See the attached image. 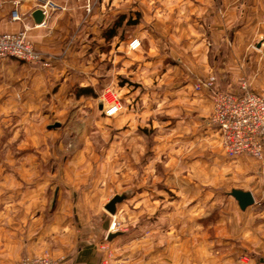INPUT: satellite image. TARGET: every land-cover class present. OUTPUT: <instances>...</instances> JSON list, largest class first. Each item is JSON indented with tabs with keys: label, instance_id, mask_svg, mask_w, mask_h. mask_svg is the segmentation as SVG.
I'll return each instance as SVG.
<instances>
[{
	"label": "rangeland",
	"instance_id": "rangeland-1",
	"mask_svg": "<svg viewBox=\"0 0 264 264\" xmlns=\"http://www.w3.org/2000/svg\"><path fill=\"white\" fill-rule=\"evenodd\" d=\"M85 1L90 5L89 13L93 12L94 0ZM130 4L125 3L127 11L122 14L131 16L133 20L140 15L141 23L142 14L128 9ZM58 6L61 10L62 7ZM114 7L109 3L108 22L103 24L101 31L104 28L108 30L122 16L112 14ZM224 11L216 7L208 12H216L224 19ZM258 12L256 15L259 17L262 11ZM242 13L238 11L239 17ZM206 15L208 18L201 17L203 27H197V31L204 35L206 51L202 54L207 65L202 66L203 72L194 79L188 76V72L179 71V76H182L179 79L189 81L195 91L196 84L214 77L216 91L240 93L236 88H242L247 82L240 62L247 55L248 43L237 42L236 58L239 56L240 60L235 64L239 65L230 68L237 72L227 69L233 49L227 41L217 50L218 45L211 40L214 27L210 26V18L214 15ZM136 27L124 23L117 38L110 42L96 40L91 43V52L96 50L91 62L95 70L93 77L98 80L97 86L93 87L96 98L73 100L56 107L44 103L36 118L23 119L22 116L33 113V110L26 106L24 111H20L19 106L13 105L11 136L5 140L3 134L0 137V165L11 162L13 177H18L17 171L23 172L20 167L26 161L41 163L37 168L39 176L48 175L53 167L57 171L56 179L42 186L43 193L37 191L35 197L28 201L29 212L44 209L46 216L51 214L50 199L57 189L66 199L59 202L60 206L68 204L71 195H77L76 205L80 202L91 205V198L96 205L98 201L99 216H108L109 226L93 232V236H98L94 240L96 256L93 264H167L168 248L178 249L183 242L190 252L196 238L208 240L209 247L203 243V255L212 254L216 249L210 247L215 239L212 224L217 221L218 213L225 209V193L231 192L232 188L227 185L224 177L228 176L222 169L219 172L221 177L213 169L217 167V160L221 167L222 159L235 160L225 154L219 139L209 130L213 92L208 89L200 91L203 95L200 96L212 103L207 116L190 105L178 103L179 97L173 96L175 91L167 90V68L174 70L177 67L179 70L181 64L167 59V56L163 58V55L147 58L137 54L141 43L131 45ZM259 29L258 36L251 42L256 51L264 49V28L259 26ZM66 48H75L70 38L66 41ZM22 64L24 69L18 71H26L29 75L32 67L41 65ZM2 81L0 78V86ZM76 88H71L72 93ZM107 88L117 91L122 105L121 112L114 118H107L99 111ZM185 177L187 182L180 183V178ZM24 187L29 190L35 188V184L20 188ZM41 194L49 199L45 207L40 202ZM115 196H124L125 199L117 205L116 214L111 215L106 206ZM16 198L17 194L9 198L13 207ZM64 207H75V204L72 200L69 207ZM94 218L101 222V218ZM90 233L78 232L79 244L68 252L63 251L59 255L57 250L46 248L41 255L49 256L57 264L75 262L82 255L79 248L82 242L85 243L84 237ZM110 233L120 235L109 241ZM251 259V256L244 255L240 261L250 264Z\"/></svg>",
	"mask_w": 264,
	"mask_h": 264
},
{
	"label": "crops",
	"instance_id": "crops-1",
	"mask_svg": "<svg viewBox=\"0 0 264 264\" xmlns=\"http://www.w3.org/2000/svg\"><path fill=\"white\" fill-rule=\"evenodd\" d=\"M3 1L4 7L0 10V35L18 33L27 28L30 42L49 63L48 66L32 67L29 75L26 71H18L25 66L21 61L11 58L0 60V78H3L0 86V127L3 130L0 131V137L3 134L4 140L11 136L13 105L19 106L20 111H24L26 106L33 110V113L22 116L23 119L30 116L36 118L44 103L56 107L58 104L65 105L73 100L89 98H77L71 88H95L98 84V80L93 77L95 70L91 63L96 50L92 53L90 45L96 40L104 41L101 28L108 22L109 3L115 6L112 13L114 15L127 11L125 3H131L128 9L132 8V11L142 14L141 23L137 25L131 39L132 42L137 40L141 43L137 54L146 55L147 58L163 55V58L167 56V59L181 64L179 70L177 67L174 70L167 68V90L175 91L173 96L179 97L178 103L190 105L206 116L212 109L209 99L202 97L201 92L193 91L194 86L189 81L179 79L182 77L179 76V71L188 72V76L194 79L203 72L202 66L207 65L205 55L202 54L205 50L204 35L197 31V27H203L201 17H207L206 13L208 16L214 15L210 18V26L214 27L211 29V40L218 45L217 50L224 47L227 41L233 49L227 69L238 67L239 64H235L240 60L239 56L236 58L237 42L247 41V55L240 66L247 76L249 89L264 95V49L256 51L251 44L258 36L259 26L264 28V0H94L95 9L91 13L87 10L85 0H51L62 9L51 12L45 26H39L33 17L37 10H42L43 0ZM16 2H20L18 9L21 21L13 22L10 13ZM216 7L225 10L224 19L216 12H208ZM240 10L243 13L239 17ZM258 10L262 11L259 17L256 15ZM243 29L246 31L241 32ZM233 30L235 34L232 33ZM232 34L233 37H230ZM69 38L75 43L73 49L66 48ZM99 55L102 56L101 51ZM230 70L237 72L235 69ZM236 89V92L241 91V86ZM99 111L104 114L101 105ZM209 130L218 138L211 122ZM222 160V167L219 160L218 164L215 163L217 167H213L218 171V177H221V168L223 174L228 176L224 179L227 185H231L230 191H250L255 204L242 211L230 192L225 193L226 207L218 213L217 221L212 224L215 239L210 247L216 248L212 254L203 255V243L206 242L209 247V241H199L196 238V244L193 247L191 245L190 252L183 242L184 245L180 243L178 249L168 248L167 264H244L240 261L244 255L252 257L250 264H264V162L249 156L233 161ZM38 165L41 163L24 162L20 167L23 172L17 171L18 177H13L11 173V162L0 165V264H18L24 257L41 255L46 248L57 250L59 255L63 251L68 252L79 244L78 232L91 233L84 237L85 243L82 242V247L79 248L82 255L69 264H93L96 256L94 240L98 238L93 236V232L102 229V226H109L108 216H99L101 210L98 208V201L96 205L92 198L91 205L87 202L76 205L78 197L71 195L70 200H67L68 204L60 206L59 202L66 199L62 198L58 189L50 199L51 214L46 216L44 209L29 212L28 201L35 197L37 191L43 193L42 186H46L57 176L54 167L49 176H39ZM180 181L186 183L187 177L180 178ZM27 184H35V188H20ZM31 193L34 194L30 195ZM14 194H17L15 207L9 199ZM43 195L39 198H42L40 202L45 207L49 199ZM72 200L75 207L67 210L64 205L69 207ZM83 201L85 202V197ZM94 217L101 218V222Z\"/></svg>",
	"mask_w": 264,
	"mask_h": 264
},
{
	"label": "built area",
	"instance_id": "built-area-1",
	"mask_svg": "<svg viewBox=\"0 0 264 264\" xmlns=\"http://www.w3.org/2000/svg\"><path fill=\"white\" fill-rule=\"evenodd\" d=\"M19 4L20 2H16L15 8L10 13L13 22L21 21ZM3 7L4 1L0 0V10ZM41 7L45 18L39 26H45L49 14L57 11L59 6L50 0H43ZM27 31L26 28L18 33L0 35V60L11 58L48 66V60L35 49ZM135 43L137 40L131 45ZM139 46L140 44L134 47V50ZM215 86L216 78L211 77L196 84L195 91L208 89L213 92L211 124L217 131L225 154L231 159L249 156L264 162V96L251 91L247 82L243 83L240 93L216 91ZM101 103L104 115L109 118L118 115L122 110L117 91L112 88L105 90ZM18 264H57V262L49 256L41 255L24 257Z\"/></svg>",
	"mask_w": 264,
	"mask_h": 264
},
{
	"label": "water",
	"instance_id": "water-1",
	"mask_svg": "<svg viewBox=\"0 0 264 264\" xmlns=\"http://www.w3.org/2000/svg\"><path fill=\"white\" fill-rule=\"evenodd\" d=\"M37 24H41L44 21L45 15L42 10H37L33 15ZM259 48V46H258ZM102 108V107H101ZM58 127V124L56 125ZM230 195L237 201L240 209L242 211H246L247 208L253 206L255 204V198L250 191H243L240 189H233L230 192ZM125 199L124 196H115L106 206V210L111 214H116V207L118 204L123 202ZM120 235L119 233H110L108 236V240L111 241L115 237Z\"/></svg>",
	"mask_w": 264,
	"mask_h": 264
},
{
	"label": "trees",
	"instance_id": "trees-1",
	"mask_svg": "<svg viewBox=\"0 0 264 264\" xmlns=\"http://www.w3.org/2000/svg\"><path fill=\"white\" fill-rule=\"evenodd\" d=\"M124 23H126L128 26H137L140 23V15L137 16L136 20H133L131 16H120L108 30H106V28L102 29V37L104 41L110 42L113 39L117 38L119 36V29L123 26ZM74 93L77 98L97 97V94L92 87H77Z\"/></svg>",
	"mask_w": 264,
	"mask_h": 264
}]
</instances>
